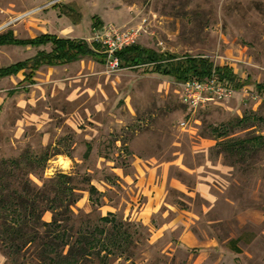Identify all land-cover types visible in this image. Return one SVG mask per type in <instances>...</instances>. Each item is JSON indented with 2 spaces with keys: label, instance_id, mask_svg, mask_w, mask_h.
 I'll return each mask as SVG.
<instances>
[{
  "label": "rangeland",
  "instance_id": "obj_1",
  "mask_svg": "<svg viewBox=\"0 0 264 264\" xmlns=\"http://www.w3.org/2000/svg\"><path fill=\"white\" fill-rule=\"evenodd\" d=\"M97 19L140 29L136 44L210 57L246 84L191 110L174 78L144 67L113 71L92 57L42 66L28 87L23 71L0 78L8 192L18 194L20 181L54 187L75 239L85 228L111 234L102 217L112 214L130 240L106 263L86 264H264V95L256 88L264 81V0H0V35L20 39L51 33L92 43ZM50 48L0 46V67ZM41 215L54 218L52 210ZM26 249L21 260L38 252ZM2 260L15 264L0 245Z\"/></svg>",
  "mask_w": 264,
  "mask_h": 264
},
{
  "label": "trees",
  "instance_id": "obj_2",
  "mask_svg": "<svg viewBox=\"0 0 264 264\" xmlns=\"http://www.w3.org/2000/svg\"><path fill=\"white\" fill-rule=\"evenodd\" d=\"M103 22L97 19L93 28L99 29ZM10 44H25L29 46L50 45L51 50H39L34 56L0 67V78L17 75L24 71L26 87L35 83L37 72L45 65H63L76 62L84 57H92L106 61L104 47L98 42H88L82 38L59 37L56 34L45 33L35 39H20L14 32L0 35V46ZM121 68L144 67L147 72L159 73L174 78L178 82L190 79L204 80L213 75L232 86L241 89L246 81L238 79L235 70L229 66L216 65L210 57L204 55H179L175 53L160 52L154 48L133 44L119 52ZM259 93L264 95V81L256 83ZM18 90H12L13 94ZM91 146L88 148V153ZM11 163V162H10ZM67 179L69 175H61ZM68 185L67 182H64ZM21 191L11 195L9 184L0 176V245L15 264H86L92 258L106 263L109 253H115L119 246L128 240L130 235L121 230L120 224L112 214L102 217V221L112 223V232L106 228L95 227L79 229L75 238L71 237L67 224L69 219L59 218L63 214L57 212L54 206L59 200L55 188L50 190H36L28 183L20 181ZM59 187V186H58ZM66 187L65 190H68ZM7 190V191H6ZM91 190L97 191L95 186ZM55 192V195L51 193ZM74 193V188H71ZM70 205L66 207L71 210ZM63 202L59 205L62 206ZM48 210L54 212L51 222L42 220V213ZM40 226L46 229L40 231ZM34 245L37 254L30 259L26 257V247ZM26 249V250H25ZM105 252V253H104Z\"/></svg>",
  "mask_w": 264,
  "mask_h": 264
},
{
  "label": "built area",
  "instance_id": "obj_3",
  "mask_svg": "<svg viewBox=\"0 0 264 264\" xmlns=\"http://www.w3.org/2000/svg\"><path fill=\"white\" fill-rule=\"evenodd\" d=\"M141 30L136 28L123 29L114 25L102 26L95 29L91 35V42L101 43L104 47L107 66L117 71L121 69L119 52L136 43ZM181 100L191 110L205 107L211 101H221L232 98L236 89L213 75L204 80L197 78L179 82ZM187 124L182 122V126Z\"/></svg>",
  "mask_w": 264,
  "mask_h": 264
},
{
  "label": "crops",
  "instance_id": "obj_4",
  "mask_svg": "<svg viewBox=\"0 0 264 264\" xmlns=\"http://www.w3.org/2000/svg\"><path fill=\"white\" fill-rule=\"evenodd\" d=\"M100 61H101V60H100ZM69 64H70V63H69ZM231 68H232V67H231ZM233 70H234V69H233ZM21 72H22V71H21ZM19 73H20V72H19ZM19 73H18V74H19ZM23 73H24V71H23ZM15 89H17L18 91L21 90L20 87H17V88H13V89L9 90V92L12 91V90H15ZM18 91H17V92H18ZM17 92H14L13 94H11V93H8V94H9V95H14V94L17 93ZM153 210H157V206H156V204L153 206ZM3 262H4L3 260H2V262L0 261V264H4Z\"/></svg>",
  "mask_w": 264,
  "mask_h": 264
}]
</instances>
